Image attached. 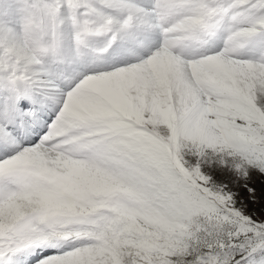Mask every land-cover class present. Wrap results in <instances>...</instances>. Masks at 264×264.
Wrapping results in <instances>:
<instances>
[{"label":"snow or ice","instance_id":"snow-or-ice-1","mask_svg":"<svg viewBox=\"0 0 264 264\" xmlns=\"http://www.w3.org/2000/svg\"><path fill=\"white\" fill-rule=\"evenodd\" d=\"M0 264H264V0H0Z\"/></svg>","mask_w":264,"mask_h":264}]
</instances>
